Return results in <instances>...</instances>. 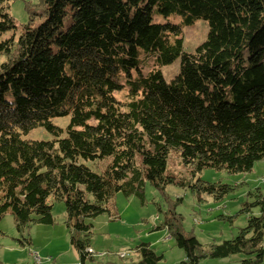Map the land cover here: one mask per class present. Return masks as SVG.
Wrapping results in <instances>:
<instances>
[{"label": "trees", "instance_id": "obj_1", "mask_svg": "<svg viewBox=\"0 0 264 264\" xmlns=\"http://www.w3.org/2000/svg\"><path fill=\"white\" fill-rule=\"evenodd\" d=\"M13 1L0 0V221L13 216L21 246L31 244L23 237L30 224L54 223L53 197L65 204L80 262L92 259L91 219L111 213L119 192L143 201L146 183L167 199L172 152L191 172L179 185L199 200H221L239 186L201 180L204 168L244 173L264 159V0H37L18 37L3 38L17 29ZM153 9L181 21L154 22ZM197 19L207 22V36L186 51L183 27ZM141 50L154 59L146 74ZM177 58L166 81L161 67ZM64 116L62 136L52 119ZM36 128L53 138H24ZM80 159L102 162L101 172ZM248 195L246 225L208 248L182 229L175 202L167 206L161 226L183 251L180 264L237 253L242 264L264 260V197L259 188ZM134 250L137 261L109 264L162 259L147 242Z\"/></svg>", "mask_w": 264, "mask_h": 264}, {"label": "rangeland", "instance_id": "obj_2", "mask_svg": "<svg viewBox=\"0 0 264 264\" xmlns=\"http://www.w3.org/2000/svg\"><path fill=\"white\" fill-rule=\"evenodd\" d=\"M36 2L37 0H15L10 3L8 11L14 18L17 29L15 32H7L3 38L13 34L18 37L22 25L28 22L26 6L28 3ZM152 20L160 23L168 21L178 23L181 21V16L172 13L164 17L153 9ZM68 21L69 16L65 18V22ZM207 31L208 24L202 19H197L192 25L184 26L182 31L184 49L192 51L205 40ZM3 59L4 56H1L0 61ZM139 59L140 68L143 74H146L153 67L154 59L145 57L142 50ZM178 69L179 58L161 67L163 78L169 81ZM133 74L138 75L137 71H133ZM124 95L125 93L122 92L116 96L124 98ZM52 123L63 129L62 136L66 135L69 116L55 117ZM24 138L48 140L53 136L45 129L36 128L28 132ZM80 162L96 172H101L103 166L100 161L80 159ZM167 171L175 176V182L166 186L167 199L160 191L146 183L143 201L135 195L126 197L119 192L110 203L111 213L105 212L91 219L93 224L91 246L94 249L88 252L91 256L95 254L94 264L137 261L132 249L141 241H150L156 253L162 255L159 264H180L184 260V254L175 245L174 239L166 240V237L163 238L164 231L153 230L155 225L164 221L167 206L172 208L175 202V211L181 215L182 229L195 235L200 243L208 248L212 243L232 239L239 229L246 225L247 215L241 210L243 202L254 200L253 195H248L249 192H256L259 188L264 197V159L255 162L252 169L244 173L204 168L197 175L203 181L239 184L233 192L228 193L221 200H215L208 194H202L199 200L189 188L179 185V181H191V172L174 152L168 156ZM178 199L181 201H177ZM48 202L52 204L54 223L30 224L28 230L23 233V237L31 238L29 246H21L18 242L20 235L15 228L13 216L9 212L3 216L0 221V230L3 232L0 235V264H53L54 259H56L55 264L80 263L76 250L69 243L64 202L54 201L53 197H49ZM253 213L258 215L259 209H254ZM241 259L242 255L237 253L226 258L206 257L201 259L199 264H242ZM93 262L94 260L87 259L82 264ZM258 264H264V260Z\"/></svg>", "mask_w": 264, "mask_h": 264}, {"label": "crops", "instance_id": "obj_3", "mask_svg": "<svg viewBox=\"0 0 264 264\" xmlns=\"http://www.w3.org/2000/svg\"><path fill=\"white\" fill-rule=\"evenodd\" d=\"M161 224H162V222H160L159 224H157V225H155V227H154V229L153 230H155V232H158V231H164V234H165V236L163 237V238H165L166 240H168V239H170V235H167L168 233H167V230H166V228L165 227H162L161 226ZM167 233V234H166ZM141 242H147V243H149V245L151 246V242L150 241H141ZM152 247V246H151ZM92 250L94 249V247H90ZM135 248V247H134ZM134 248L132 249V251H133V254H135L136 256H137V260L139 259V256H138V253L134 250ZM155 250V249H154ZM94 252V251H93ZM34 254H35V252H33ZM184 254V253H183ZM95 255V254H94ZM94 255H92V259H89V260H91V261H93L94 260V262L92 263V264H94L95 263V258L93 257ZM124 255V254H123ZM120 256H121V254H120ZM49 257H51V256H49ZM124 257V256H123ZM185 258V257H184ZM54 261L56 262V259H54ZM115 261V260H114ZM55 262L53 263V264H55Z\"/></svg>", "mask_w": 264, "mask_h": 264}, {"label": "bare ground", "instance_id": "obj_4", "mask_svg": "<svg viewBox=\"0 0 264 264\" xmlns=\"http://www.w3.org/2000/svg\"><path fill=\"white\" fill-rule=\"evenodd\" d=\"M88 251H91V248H89ZM80 264H82V263L80 262Z\"/></svg>", "mask_w": 264, "mask_h": 264}, {"label": "built area", "instance_id": "obj_5", "mask_svg": "<svg viewBox=\"0 0 264 264\" xmlns=\"http://www.w3.org/2000/svg\"><path fill=\"white\" fill-rule=\"evenodd\" d=\"M78 264H80V263H78Z\"/></svg>", "mask_w": 264, "mask_h": 264}]
</instances>
